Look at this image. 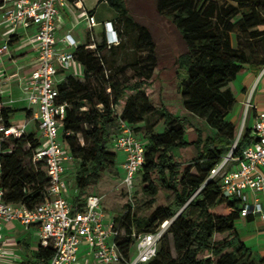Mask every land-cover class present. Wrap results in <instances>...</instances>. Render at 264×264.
<instances>
[{"label":"trees","instance_id":"1","mask_svg":"<svg viewBox=\"0 0 264 264\" xmlns=\"http://www.w3.org/2000/svg\"><path fill=\"white\" fill-rule=\"evenodd\" d=\"M105 1L117 13L111 22L119 43L108 47L104 32H100L95 50H91L87 35L74 51L76 62L84 69L83 77L68 76L57 86V101L67 104L62 142L76 164L73 207H83V198L102 174L116 173L112 141L121 132L120 124L125 123L136 137L138 129L133 127L143 123L144 163L136 175L140 191L153 203L161 190L166 203L147 217L135 215L134 206L126 204L116 216V244L124 256L133 244L132 234L151 233L171 220L155 257L146 264H264V257L250 251L237 233L239 200L225 197L220 178L210 177L233 144L232 156L239 157L255 140L247 124L248 115L241 133L226 116L235 102L229 84L243 69L258 71L264 67V0H156L157 13L171 23L186 46L176 62L186 73L178 86L181 106L207 130V134L194 130L193 141L185 138L189 120L173 115L162 104L153 106L145 93L156 69L151 33L134 20L125 0ZM234 31L239 33L236 48L231 38ZM130 32L136 34V38H129L132 55L144 56L132 57L118 68L119 80L111 74L105 53L117 55ZM128 67L136 77L133 83L121 75ZM151 111L163 120L162 133L153 132L154 126L147 119ZM9 114L3 110L6 125ZM39 145L34 133L0 141V183L5 202L31 209L43 200L48 178L41 162H31ZM184 149L191 150L193 158L181 163L173 152ZM231 165L228 163L226 169ZM51 256V248L39 245L21 264H47Z\"/></svg>","mask_w":264,"mask_h":264},{"label":"built area","instance_id":"2","mask_svg":"<svg viewBox=\"0 0 264 264\" xmlns=\"http://www.w3.org/2000/svg\"><path fill=\"white\" fill-rule=\"evenodd\" d=\"M61 8L81 11V21L87 27L89 49L95 50L98 41L95 29L98 26L104 32L108 47L119 43L113 23H96L83 8L81 0H0V27L11 28L12 36H17L31 27L35 28L29 42L36 54V63L27 80L26 100L28 106L35 109L33 115L40 132V145L33 151L31 162H41L48 178L43 200L31 209L21 204L5 202L0 183V231L3 224L8 222H18L25 230L35 226L38 246L52 250L47 264H81L83 261L88 263L89 259L95 264H146L155 257L160 239L171 220L162 222L151 233L132 234L133 244L126 257L116 244L119 236L116 216L107 218L100 195L87 194L83 198L81 209H75L65 198V172L67 165L74 164L75 161L66 150L61 137L67 104L57 101V86L67 77L60 83L58 74L76 64L74 51L80 44L67 33L60 40L64 49L58 48L56 33L61 23ZM9 42L10 39L0 45V59L8 53ZM263 72L264 67L260 74ZM9 82L10 76L0 68V141L9 137L19 138L25 134L23 126L6 125L4 121L2 86ZM252 93L253 90L244 102L240 133L253 108ZM120 126L121 132L113 139L112 148L124 155L121 183L126 189L128 202L133 207V183L144 163V146L125 123ZM251 131L255 140L239 157L232 156L235 147L233 144L222 162L211 170L210 177L220 178V190L225 197L239 200L241 218L258 215L264 224V208L261 202L249 200V194L256 196L264 192V176L259 170L264 166V112L256 114ZM78 140L82 144L80 135ZM228 163L232 165L226 169ZM6 256L12 257L13 253L6 250V243L0 237V261Z\"/></svg>","mask_w":264,"mask_h":264},{"label":"rangeland","instance_id":"3","mask_svg":"<svg viewBox=\"0 0 264 264\" xmlns=\"http://www.w3.org/2000/svg\"><path fill=\"white\" fill-rule=\"evenodd\" d=\"M86 8L94 10L96 19L99 21L114 20L117 17L116 11L105 0H82ZM126 6L131 13L134 20L145 26L151 33L155 42V57H156V69L152 80H150L149 86L145 88V93L148 95L149 100L153 106L158 107L163 105L169 112L175 116L186 117L191 126L187 127L186 140L193 141L196 136L194 130H201L207 134V130L204 124L182 110L181 96L178 91V86L183 79L186 78L184 69H179L177 66V59L179 56L186 52V46L178 33V31L171 25V23L162 15L158 14L155 8L156 0H125ZM102 23V22H101ZM85 26L80 23L75 31L79 33L84 32ZM238 31H234L231 34L232 44L234 48L238 46ZM135 33H128L124 36V47L118 52L117 55H111L109 52L105 53L107 58L108 67L111 68V74L114 78H119L117 75V69L125 66L132 57H143L144 55H132V42L129 38H136ZM86 38H82L85 42ZM99 40V38H98ZM126 58V59H125ZM129 82L133 83L136 80L135 74L132 68L125 69L121 74ZM82 78V77H77ZM121 80V78H119ZM147 119L150 124H153L154 133H162L165 129L163 120L151 111L147 115ZM20 117L18 116L15 122H18ZM241 123L238 124V127ZM138 129L136 137L140 142L145 139V127L143 123H140L133 127ZM9 148H12L11 144H8ZM174 156L181 163H186L193 158L191 150H176L173 152ZM123 153L116 151L115 172H105L102 174L101 180L90 188L88 191L96 193L102 197L103 206L107 211V218L112 219L113 216L120 215L125 208L126 204H129L125 187L121 181L123 179V171L120 168L123 161ZM27 161V159H25ZM65 172V181L67 183L66 197H74L72 191L76 187L74 175L76 170V164L67 166ZM71 199V198H70ZM132 203L134 204L133 212L140 217L149 216L156 208L165 205L166 196L160 190L153 203H149V199L144 197L140 191L139 178H135L132 190ZM135 252L133 247L132 253ZM81 264H95L91 259L86 263L83 261Z\"/></svg>","mask_w":264,"mask_h":264},{"label":"crops","instance_id":"4","mask_svg":"<svg viewBox=\"0 0 264 264\" xmlns=\"http://www.w3.org/2000/svg\"><path fill=\"white\" fill-rule=\"evenodd\" d=\"M81 4L89 15L94 18L96 23H103V21L96 19L94 10L86 8L85 4L82 3V0ZM60 19L61 23L58 25L56 33L58 48L64 49V47L60 44V40L67 33L71 34L76 39L78 44H83L84 42L82 41V38H86L87 36V27L85 22L81 21V11L76 10L75 8H61ZM107 21L111 20H106L104 22ZM80 23L85 26L84 32H76L75 34L77 26ZM100 32H102V28L98 26L95 29L97 40L99 38L98 33ZM34 33L35 28L31 27L27 31L14 36V38H10L13 34L11 28L8 26L0 27V45L8 39H11L9 42L8 53L0 59V68L5 70L7 75L10 76V82L2 86L1 99L4 104V108L10 111L8 117L9 125L15 127L23 126L26 134L34 133L39 138L40 132L38 124L33 115L35 109L30 108L26 100L27 80L33 66L36 63V54L29 42V39ZM262 68L258 71H254L249 68L243 69L237 75L236 79L229 84V88L234 95L235 102L226 116L228 122L234 125H238L239 123L242 124L244 102L251 90H253V108H251L247 119V124L250 129L256 114L264 112V72L260 74ZM83 74V67L76 62V64H74L69 70L60 71L58 74V80L61 83L64 78L68 76L76 75L78 77H82ZM18 116L20 117V120L15 122ZM240 128L241 126L239 127V130ZM122 163L123 161L121 162V165ZM259 170L264 176V166H262ZM72 174L74 175V172H72ZM75 193L76 188L72 191L73 196ZM65 198L73 205V197L67 198L65 194ZM249 200L251 202L258 200L264 208V192L258 193L256 196L249 194ZM105 212L107 211L105 210ZM235 225L240 240L244 243V245L255 255L264 257V224L261 218L258 215H250L244 218L240 217L236 221ZM0 237L1 240L6 243V250L13 253L12 257L6 256L5 259L1 260L0 264H21L22 262L29 260L38 247L37 230L35 226H31L25 230L18 222H8L3 224L0 231Z\"/></svg>","mask_w":264,"mask_h":264}]
</instances>
